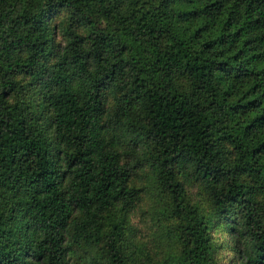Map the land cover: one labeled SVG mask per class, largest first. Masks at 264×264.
Listing matches in <instances>:
<instances>
[{
  "label": "trees",
  "instance_id": "1",
  "mask_svg": "<svg viewBox=\"0 0 264 264\" xmlns=\"http://www.w3.org/2000/svg\"><path fill=\"white\" fill-rule=\"evenodd\" d=\"M221 251L264 264V0H0V264Z\"/></svg>",
  "mask_w": 264,
  "mask_h": 264
},
{
  "label": "rangeland",
  "instance_id": "2",
  "mask_svg": "<svg viewBox=\"0 0 264 264\" xmlns=\"http://www.w3.org/2000/svg\"><path fill=\"white\" fill-rule=\"evenodd\" d=\"M136 185L138 187H142V186L145 187L147 190L146 192H150L149 196L152 197L153 199L151 201H148L144 197L142 200V208L144 211L143 216H141L139 211H137V213L133 215L131 218L132 223H134V225L140 229L141 234H144L145 238L148 239V235L151 234L149 228L152 227L154 230L155 227H157V224L154 225L150 221L151 214L153 213V211H155V208L151 205L157 206L156 200L154 199V197H157V195H156V191L152 187H150V179L146 174H140V176H137ZM190 194L195 196V191L191 190ZM142 195H144V192H142ZM141 221H146V222L141 223ZM216 236H218V234H216ZM225 241L226 238L222 236L221 240H218V243H221L222 245V243H225ZM232 255L233 254L228 251L219 252L217 256L218 264H234L235 262H234V258L232 259Z\"/></svg>",
  "mask_w": 264,
  "mask_h": 264
}]
</instances>
